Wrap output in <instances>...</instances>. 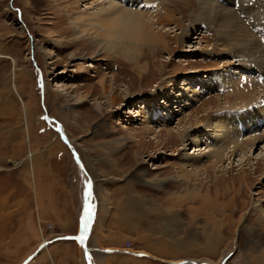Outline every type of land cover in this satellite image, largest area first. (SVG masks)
I'll use <instances>...</instances> for the list:
<instances>
[{"label": "rangeland", "instance_id": "1", "mask_svg": "<svg viewBox=\"0 0 264 264\" xmlns=\"http://www.w3.org/2000/svg\"><path fill=\"white\" fill-rule=\"evenodd\" d=\"M84 2L0 0V264H84L73 241L59 242L55 248L46 245L58 239L54 238L57 235L76 232L77 212L84 200L81 195L89 182L74 159L76 144L89 166L97 164L101 174L109 178L108 183L115 175H126L135 180L140 193L160 196L159 210L147 204L148 199L143 200L147 209L161 216V222L155 218L158 229L155 226L151 232L155 237H165L169 256L164 259L170 261L125 255L102 260V253H98L97 264H191L185 262L191 259L200 261L195 264H264V215L254 205L257 202L264 208V79L251 78L249 84L240 86L253 92L256 103L246 106L227 101L230 90L222 96L213 91L203 96L191 92L190 84L195 89L196 76L204 78L209 88L222 82V76L230 86L240 84L239 76L227 77L217 71L231 67L233 75L239 66L247 65L213 25L200 24L197 0H164L165 10L174 14L178 26L167 27V50H143L138 60L145 67L142 73L132 70L133 63L118 52L101 51L88 39L75 37L69 18L81 13L91 1ZM150 8L143 11L154 14L155 6L150 4ZM239 17L247 33H252L255 26L264 28V18L253 24L247 19L254 16ZM183 31L186 39L177 42ZM260 42L252 48L264 57ZM103 77L106 92L99 84ZM111 96L117 101L109 107ZM152 102L162 111L157 120L153 111L159 109L149 104ZM98 104L99 111L95 109ZM144 112H152L151 128L141 125ZM52 125L62 130L64 139L65 135L69 141L72 137L75 146L66 145ZM220 127L228 128L239 145L255 137L261 139L255 146H242L224 160L222 168L213 170L206 166L210 162L206 150L224 142L217 130ZM188 138L202 141L199 147H185ZM198 148L205 150L202 154L193 152ZM192 159L201 160L202 170L196 176L178 180L180 169H193L182 166V162ZM36 165L40 168V185L44 184L40 194L33 184ZM48 177L53 185L48 184ZM43 178L46 184L41 182ZM170 178L177 180L169 187ZM174 192L186 193L189 198L166 204ZM111 194L113 199L119 196ZM201 196L208 199L202 200ZM62 201L64 214L58 204ZM45 209L69 217L70 222L47 221ZM164 211L168 213L165 218L161 213ZM173 211L176 215L171 218ZM165 223L175 231L167 234L162 230ZM98 230L96 226L91 241L94 248L102 240L106 247L145 250L136 235L124 232L121 238L103 240ZM179 259L182 263L175 261Z\"/></svg>", "mask_w": 264, "mask_h": 264}, {"label": "bare ground", "instance_id": "2", "mask_svg": "<svg viewBox=\"0 0 264 264\" xmlns=\"http://www.w3.org/2000/svg\"><path fill=\"white\" fill-rule=\"evenodd\" d=\"M88 1L91 2L88 4V6L85 7V9L81 11V13L76 14L75 16L69 18V24L73 27V29L76 32L75 37L84 40L88 39L90 43H94L101 51H109L111 53L118 52L119 56H123L125 60L133 63L134 67L132 70L136 71L139 69L141 73L145 71V67L140 66L138 64V60L142 56L143 50L147 49L150 50V52L156 51L158 48H161V50H167L168 38L166 37L165 34V32L168 30L167 27L170 24L172 25L175 24V27L178 26L176 25L177 21L174 20L175 18L174 14L165 10V7L163 6L164 0H146L147 5L150 6L151 4L155 6L156 10L154 11V14L148 12L146 13V11L148 10L132 11L130 9H127V7L124 6L123 4H120L117 0H85L84 3L87 4ZM197 1L199 4L198 10L200 11V12L198 11L200 24L213 25L217 29L219 37L221 39H224V41L225 40L229 41L232 44V46L234 47L233 52L238 54L241 53L238 55L239 57L242 55L243 58L247 61V63L253 62L252 66H255V68L264 72V66H261L264 65L263 62L264 57L262 56V53L258 52L259 50H257V48H255L256 50L252 48L253 45L256 46V44H258L260 39L258 40L257 36H255L254 30L252 31V33L246 32L243 23L240 21V17H239V15L244 16L245 14H249L254 16L251 19L249 18L247 19L251 23H253V21H261V19L264 18V0H230V2L227 3V5H223L221 3L223 0L221 1L197 0ZM236 1H238L239 6L242 7V9H239L238 11H234L233 9L234 3ZM161 11L163 15L161 14ZM261 26H255L253 29ZM182 33L183 34L181 36L177 37L176 39L177 42L184 41L186 39L187 34H185L184 31ZM262 33L263 32L260 33V37L264 39V35ZM245 51L247 53L243 54L245 53ZM45 53L47 56L50 55L48 51H46ZM239 57H234V58L238 59L239 62H241V59ZM188 73H194V72H188ZM262 76H264V73L262 74ZM140 77H142V75H140ZM225 79H226L225 76H222V79L220 80L222 82L220 83L217 82L216 84H224L225 81L223 80ZM105 80L106 79L104 77L99 80L100 87L103 89L104 92H106V88L104 87L106 82ZM231 86H233L234 88H232L229 91L228 94L230 95V99L227 97L228 98L226 99L227 101L232 100L231 103H233V105L236 106H242V105L246 106L251 102H255V99L252 96L253 92L252 91L250 92V89L248 88L240 89L239 83L231 84ZM109 101L108 102L111 104L109 105V107H112L116 103L117 99L111 96ZM95 107L97 111L100 110L99 104L95 105ZM26 109H25V113H26ZM148 113L149 112H144L145 118L142 120L141 125L151 128L148 125L151 124L150 122L152 120L151 117L152 112H150L149 115ZM221 127L220 129L217 128V130L220 131L219 132L220 138L224 142L215 144L214 146L215 148L213 150L210 151L206 150V152L209 153V160H210L209 164H207L206 166L209 168L211 167L213 170L222 168V164L224 160L225 161L228 160L230 156L234 155V153L238 151L242 146H245V149L246 147L248 148V146L250 147L255 146L256 142H258L261 139L260 137H255L253 139H249L244 142H241L239 145L238 143L234 142L235 139L233 140V136L227 132L228 128L224 127L221 129ZM52 128L54 129L57 128L55 129L56 131H58L59 129L58 127L53 125ZM153 136L157 138V135H153ZM188 139L189 140L186 139L187 141H186V145H184L185 147L195 144L196 147H199L202 141V140H192L191 138ZM64 141L69 147H71V145L68 144L66 139H64ZM237 144L239 146H236ZM188 150H190V148ZM204 150L205 148L203 149L198 148V149H194L193 152H200V154H202ZM29 154L30 155H28V158L31 157V152ZM211 160H213V162H211ZM182 163H183L182 166L189 165L193 169L192 170L180 169V172L182 173L179 175V177H176L180 181H182V179L185 180V178L190 177L191 175L196 176V174L202 170L200 166L201 160L199 159L197 160L192 159L189 163L183 161ZM177 179L170 178L169 182H167V186L169 184L170 187L172 183L174 184L176 182V181L174 182V180ZM171 181L172 183H170ZM164 184L166 183L163 182V185ZM87 191L89 192V187ZM174 194L176 195L175 198H173ZM193 194L198 196V193H192V195ZM172 195L173 196H170L169 199H166V204L167 201L174 203L178 200L184 201L189 198L185 196L186 193L181 195L180 193L177 194L174 192ZM197 196L190 199L194 200ZM204 198L208 199V196L207 197L201 196L202 200ZM258 204L259 203L254 202L256 210L260 211L264 215V208L260 206V204L259 205ZM194 211L196 210L194 209ZM171 213L169 215V217L171 218L172 216L176 215L175 211ZM86 242L87 240H84V246L87 255L88 248ZM125 249L130 250L129 248H125ZM84 256H85V252H84ZM190 262L191 261H187L186 263H190Z\"/></svg>", "mask_w": 264, "mask_h": 264}, {"label": "crops", "instance_id": "3", "mask_svg": "<svg viewBox=\"0 0 264 264\" xmlns=\"http://www.w3.org/2000/svg\"><path fill=\"white\" fill-rule=\"evenodd\" d=\"M92 137H95V135H93ZM65 139L68 141V144H71L72 146L73 144L72 137H71V140L69 141L70 138L68 139V137H66L65 135ZM74 146L75 144L72 147ZM75 147H77L78 152L76 153L73 151L74 152L73 154L75 155L74 159L77 160L79 169L84 174V177H87V176L89 177V182L87 183L89 185L86 187H89V192L92 191L91 203L93 204V209H94V203H96L95 204L96 211L94 213L95 217L93 219L91 229H89L88 227V231L90 230V232L88 233V237L85 239L87 240L86 243L88 247V259L91 260L93 264H97L95 257L99 256L98 253H102L103 255L102 260H104L105 258L110 259V257L114 258L115 256H118V255H125V256H128L129 258H140L143 256V257H148L151 259L163 260L165 262L170 261V260L164 259L169 256L168 254H166L167 246H166L165 237L161 235H160L161 237L156 236V237H159L157 239L155 235H153L151 232L154 230L155 226L158 229L157 227L158 219H155V218H159L161 222V216L159 215V212L155 213L156 210L154 212L152 208L147 209V206L144 204V200H143L145 198L148 199L145 202H147V204L149 205L155 206V208L159 210L161 208L160 201L159 202L157 201L159 200L160 196L140 193L137 189L136 183L133 182L135 180H132L133 178L131 177L130 178L126 177V175H123V176L119 175L120 177L115 175L110 178V180L111 179L112 180L108 183L109 178L104 177V175L101 174L102 170L99 169L101 172L98 170V167L96 166L97 164L95 163L93 164L92 167L95 170H92L91 169L92 167H90L87 162V158L85 154L79 150V147L77 146V144ZM34 170H36L35 175H34ZM34 170H33V184L36 185L37 191L39 190L38 194H40L41 187L43 188L44 184L42 186L40 185V173L38 171L40 170V168L38 167V165L34 166ZM48 179H49V183L48 182L47 183L53 185L54 181H51L49 177ZM41 180H42L41 181L42 183L46 184V181L44 182V178ZM148 187H151V185L149 184ZM111 193H118L119 196L116 197V199H113V196ZM82 197H85V190L82 192L81 199ZM151 201L153 204L151 203ZM165 203H166V200H165ZM58 204L62 206V209H63L62 211L64 214L65 213L64 202L62 201V204L61 203H58ZM84 204H85V201L82 203V208H84ZM158 204L160 208L158 207ZM99 209H101L100 215H99ZM80 210L81 209L79 207L78 212H77V217H76V232L73 235H69V234H65L64 236L57 235L54 238H60V239L53 240L52 242L48 244L47 243L48 241L54 239L52 238L46 241L47 244L46 243L45 244L51 246V248H55V246L58 245L59 242L63 244V242H66V241H73L71 237L77 234L78 227H79L78 219L80 216ZM148 210H150V213H151L150 215H148ZM97 212H98V215H97ZM161 213H163V217L165 218L167 214L166 211L161 212ZM43 214L47 215V218L45 219L49 222L51 221V222L58 223L60 221L64 222L67 219H69L68 223L70 222L69 217L67 218V216L64 215L62 218L59 212L56 213V215H54V212L50 213L45 209V212H43ZM153 219L155 221H152ZM96 226L99 227L98 231L103 240H109L110 238H113V237L121 238L124 232H127V235H131V236L136 235V240L144 244L143 246H140V247L145 248V250L137 249L134 251L132 250V248L130 250H126L124 247H121V248L106 247V246H103L104 243L102 240H99V243H97L96 245L97 247L94 248V246L91 245V241H92V237L94 236L93 234H94V229ZM141 227L143 228L147 227V228L144 230H141ZM162 230H164L166 233L167 232L171 233L175 231L173 228H169L166 223L164 227L162 228ZM159 232H161V230ZM131 236H127V237L131 238ZM160 240L162 242H160ZM157 241H159V243H157ZM73 242L77 247H79L80 257L82 258V260H84V264H86V260L84 256V249H83L84 241L80 242V244H78L77 241H73ZM110 251H115V252L109 253ZM135 253H137V255H135ZM179 260H181L180 263H182V259H179ZM179 260H175V261H179ZM187 261H191V264H195L194 261L200 262L198 260H193V259L186 260L185 262ZM88 264H91L90 261Z\"/></svg>", "mask_w": 264, "mask_h": 264}, {"label": "snow or ice", "instance_id": "4", "mask_svg": "<svg viewBox=\"0 0 264 264\" xmlns=\"http://www.w3.org/2000/svg\"><path fill=\"white\" fill-rule=\"evenodd\" d=\"M88 196H89V192L86 190L85 191V204H84V208H83V214H82L81 219H80V228H81V232H83V233H87L88 227H89V220H90L91 215H92L91 206L87 202ZM77 239H79L81 242H83L86 239V237L84 235H81V236L77 237Z\"/></svg>", "mask_w": 264, "mask_h": 264}, {"label": "water", "instance_id": "5", "mask_svg": "<svg viewBox=\"0 0 264 264\" xmlns=\"http://www.w3.org/2000/svg\"><path fill=\"white\" fill-rule=\"evenodd\" d=\"M40 89H41V86H40ZM87 181H89V180H87ZM89 184H87V186H88ZM87 189H88V187H87ZM86 189V190H87ZM85 201V197H84V200H83V202ZM89 201H90V199H89ZM89 201H88V203H89ZM81 213H83V210H82V208H81V211H80V216H79V227H78V232H80V234L78 235V237L79 236H81V235H84L86 238L88 237V233L90 232V230L89 231H87V233H83V232H81V228H80V219H81ZM93 219H94V209H93V207H92V215H91V218H90V220H89V229H90V226H91V223H92V221H93ZM76 241H77V243L78 244H80V240L79 239H77V238H74ZM83 249H84V252H85V260L87 261V263H89V259H88V254L86 255V251H85V246L83 245Z\"/></svg>", "mask_w": 264, "mask_h": 264}]
</instances>
